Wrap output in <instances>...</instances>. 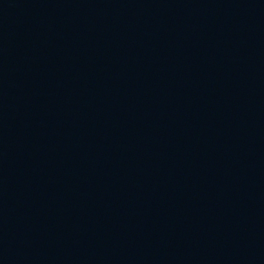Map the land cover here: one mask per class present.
Instances as JSON below:
<instances>
[{
	"label": "water",
	"instance_id": "1",
	"mask_svg": "<svg viewBox=\"0 0 264 264\" xmlns=\"http://www.w3.org/2000/svg\"><path fill=\"white\" fill-rule=\"evenodd\" d=\"M0 264H264V0H0Z\"/></svg>",
	"mask_w": 264,
	"mask_h": 264
}]
</instances>
